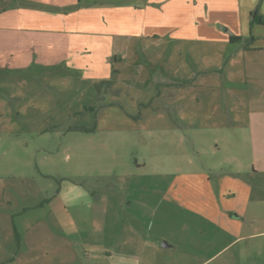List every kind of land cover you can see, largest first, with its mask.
<instances>
[{"label":"rangeland","instance_id":"rangeland-1","mask_svg":"<svg viewBox=\"0 0 264 264\" xmlns=\"http://www.w3.org/2000/svg\"><path fill=\"white\" fill-rule=\"evenodd\" d=\"M7 2L0 0V22ZM22 34L0 26V264L75 259L38 248L35 238L45 244L48 234L65 233L62 237L77 244L74 249L81 248L95 232L82 225L78 207L97 200L124 203L125 212L121 210L117 224L113 257L106 260L102 254L96 262L142 264L144 240L170 238L179 219L186 223V232L187 218H193L194 228L205 222L163 200L160 191L172 174L203 173L210 181L218 175L242 179L236 171L261 166L254 138L239 127L248 103L238 89L240 74L228 81L207 77L216 84L212 87L199 85L197 78L184 82L196 55L184 49L177 56L170 49L161 66L164 77L155 62L159 48L142 47L148 38L112 45L124 60L105 63L101 57L96 71H90L81 62L72 64L74 56L66 51L54 53L53 48L12 39ZM210 53H202L206 63L213 59ZM147 56L152 60L145 61ZM233 60L221 70L239 72ZM166 78L183 84L170 85ZM257 101L264 105V95ZM217 121L227 126L199 125ZM135 162L142 166L135 168ZM144 197L152 205L151 217L144 225L134 224L127 201ZM56 218L63 222L64 233L58 231ZM13 227L24 239L22 250L16 248ZM111 236L104 231V239ZM158 251L152 255L155 263H173L168 250ZM231 252L225 249L204 264L219 263ZM79 257L77 264L89 263L85 255Z\"/></svg>","mask_w":264,"mask_h":264},{"label":"crops","instance_id":"crops-1","mask_svg":"<svg viewBox=\"0 0 264 264\" xmlns=\"http://www.w3.org/2000/svg\"><path fill=\"white\" fill-rule=\"evenodd\" d=\"M9 1L2 10L0 26L4 30L23 33L22 36H12L14 41L25 40L33 47L53 48L54 53L57 49L66 51L74 56L72 64L81 62L90 71H96L101 57L106 59L105 63L111 59L114 63L124 60L123 54L114 51L112 45H119L121 41L127 45L132 38H148L142 47L146 50L159 48L160 54L155 61L158 70L170 49H174L177 56L184 49L196 55L195 59L192 56L193 67L184 82L197 78L199 85L212 87L216 84L207 82V77L212 80L215 76L218 80L221 76V80L228 81L240 74L238 89L240 93L243 90L248 103L244 119H239V127L247 138H254L256 159L261 166L251 165L249 171H236L242 179L218 175L210 181L211 178L206 179L203 173L172 174L160 191L163 200L188 214H196L205 222L202 227L194 228L193 218H187L190 228L186 232V223L179 219L173 236H157L160 237L158 241L144 240L140 250L145 257L142 264H159L152 258V255L159 254L158 249L168 250L173 257L171 264H204L225 249H232V252L216 264H264V105L257 101L264 95V25L250 23L253 13L264 16V0ZM205 50L211 52L213 58L207 60L208 63L202 57ZM148 59L152 60L148 56L144 58L145 61ZM232 60L239 72L224 71ZM222 65L224 69L221 70ZM160 71L166 77L163 69ZM166 79L171 81H167L170 85L183 84V80ZM253 101L256 103L251 105ZM199 123L215 129L227 126L226 122L219 121ZM211 143L218 149L217 141ZM141 166L142 163L135 162V168ZM210 166L207 167L213 170L214 167ZM148 189L145 186V190ZM126 205L131 209L132 223L144 225L150 219L152 205L145 197L128 200ZM78 208L82 225H90L91 232H95L91 241H84L81 248L74 249L77 244L62 237L65 234L61 229L63 222L56 218V227L64 234H48L45 244H40L37 236L36 246H46L49 251L62 252L65 256L75 255V259L65 260L63 264H77L76 257L81 254L89 263L78 264H101L96 260L102 254L106 260L111 259L124 203L97 200L81 203ZM107 230L112 236L106 240L103 237ZM24 244L19 235L16 248L22 250ZM132 256L136 257L135 254Z\"/></svg>","mask_w":264,"mask_h":264},{"label":"trees","instance_id":"trees-1","mask_svg":"<svg viewBox=\"0 0 264 264\" xmlns=\"http://www.w3.org/2000/svg\"><path fill=\"white\" fill-rule=\"evenodd\" d=\"M250 23L251 24L260 23V24L264 25V16L263 15H258L257 13H253ZM234 39H239V38H234ZM14 234H15V240H16V242L18 244L19 243V234L16 231V229H14Z\"/></svg>","mask_w":264,"mask_h":264}]
</instances>
